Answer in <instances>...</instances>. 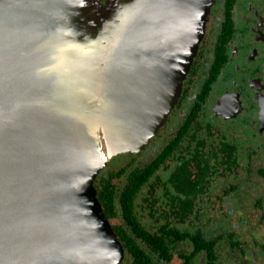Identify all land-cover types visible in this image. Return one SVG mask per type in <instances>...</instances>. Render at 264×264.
Instances as JSON below:
<instances>
[{
    "label": "water",
    "instance_id": "1",
    "mask_svg": "<svg viewBox=\"0 0 264 264\" xmlns=\"http://www.w3.org/2000/svg\"><path fill=\"white\" fill-rule=\"evenodd\" d=\"M210 8L0 0V264L121 263L95 180L165 122Z\"/></svg>",
    "mask_w": 264,
    "mask_h": 264
},
{
    "label": "flooded vegetation",
    "instance_id": "2",
    "mask_svg": "<svg viewBox=\"0 0 264 264\" xmlns=\"http://www.w3.org/2000/svg\"><path fill=\"white\" fill-rule=\"evenodd\" d=\"M105 2L85 0L89 17ZM209 12L159 137L110 160L118 191L147 176L135 221L108 217L120 264H264V0H211Z\"/></svg>",
    "mask_w": 264,
    "mask_h": 264
},
{
    "label": "trees",
    "instance_id": "3",
    "mask_svg": "<svg viewBox=\"0 0 264 264\" xmlns=\"http://www.w3.org/2000/svg\"><path fill=\"white\" fill-rule=\"evenodd\" d=\"M163 159L162 155L155 159L154 163L157 164ZM123 171L127 170V167L122 169ZM133 173V172H132ZM131 173V174H132ZM130 174V171H129ZM117 175V174H116ZM134 176H137L139 179L138 186L135 190L132 189L131 184H127L122 191H118L117 187L113 184L112 178L115 176V172H109L108 177L100 179V188L98 189V198L102 203L103 209L107 217H117L120 216L124 223L131 224L136 219V196L137 191L142 185V179H147V176H144L140 173H133ZM130 182V178L129 181ZM117 227V228H116ZM116 230L123 235L124 238L129 237L128 227L118 225ZM125 240V239H124ZM125 245L128 248H131L132 245L125 240Z\"/></svg>",
    "mask_w": 264,
    "mask_h": 264
},
{
    "label": "rangeland",
    "instance_id": "4",
    "mask_svg": "<svg viewBox=\"0 0 264 264\" xmlns=\"http://www.w3.org/2000/svg\"><path fill=\"white\" fill-rule=\"evenodd\" d=\"M85 8H86V6H85ZM205 36V35H204ZM173 108V107H172ZM171 111V110H170ZM170 113V112H169ZM169 113H168V115H169ZM167 119H168V116H167ZM166 119V120H167ZM166 120H165V122H166ZM165 122L162 124V125H160L159 127H158V129L153 133V135L149 138V140L147 141V143L144 145V148H143V150L144 149H146V147H150V146H152L153 144H152V142L154 141V139L156 138L155 136H157V137H159V133H160V131L162 130V128H163V125L165 124ZM100 135V134H99ZM101 135H103L102 133H101ZM155 137V138H154ZM146 150H148V149H146ZM150 151V150H149ZM131 152V151H130ZM125 157H126V155H125ZM124 157V158H125ZM110 162V161H109ZM108 162V163H109ZM116 162H117V159H114L113 160V162L111 163H109V164H107L106 165V167H104L103 168V170L99 173V175L97 176V178H96V180H95V186L97 187V189H99L100 188V179H102V178H104V177H108V174H109V172L110 171H112L113 170V168L115 167V166H117L116 165ZM114 222H116V219L114 220Z\"/></svg>",
    "mask_w": 264,
    "mask_h": 264
}]
</instances>
